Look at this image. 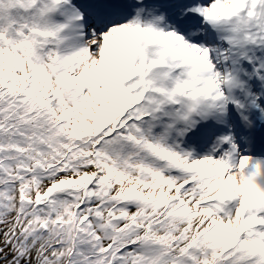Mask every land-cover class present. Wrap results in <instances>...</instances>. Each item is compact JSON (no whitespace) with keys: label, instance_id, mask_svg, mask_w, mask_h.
Masks as SVG:
<instances>
[{"label":"snow or ice","instance_id":"6c2138e0","mask_svg":"<svg viewBox=\"0 0 264 264\" xmlns=\"http://www.w3.org/2000/svg\"><path fill=\"white\" fill-rule=\"evenodd\" d=\"M0 264H264V0H0Z\"/></svg>","mask_w":264,"mask_h":264}]
</instances>
